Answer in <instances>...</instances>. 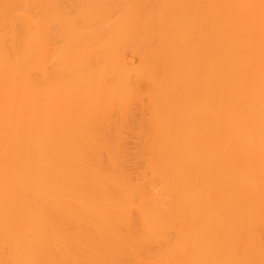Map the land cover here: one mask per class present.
<instances>
[{"label": "bare ground", "instance_id": "1", "mask_svg": "<svg viewBox=\"0 0 264 264\" xmlns=\"http://www.w3.org/2000/svg\"><path fill=\"white\" fill-rule=\"evenodd\" d=\"M163 1L0 0V252L9 264H121L118 256L125 252L140 256L144 239H165L156 258L149 249L153 264H264V146L255 149V134L243 137L233 129L231 143L227 132L211 129L208 172L221 183L218 195L210 194L206 203L195 205L197 225L192 231L184 217L171 215L170 178L183 149L178 145V121L175 132H165L162 126L179 84L183 85L179 77L188 76L184 61H180L184 67L175 68V57L181 26L194 12L190 3L196 10L198 0ZM263 2L238 1L235 20L240 38L230 40L227 30L216 35L209 54V76L228 70L233 85L229 108L240 112L251 128L255 121L264 130ZM253 3L255 21H245L252 16ZM219 11L212 4L210 14ZM250 24L258 27L247 34ZM54 38L59 39L56 47ZM138 40L148 42L146 54L164 67L153 96L161 102L156 120L158 137L165 144L153 148L157 151L152 159L156 181L137 186L98 161L106 142L95 141L88 125L96 106L109 109L114 103L123 107L128 103L129 79L136 71L122 64L115 70L114 85L105 83V74L113 69L121 47ZM191 51L195 55L192 46ZM37 67L43 72L41 86L33 73ZM147 67L150 76H157ZM53 76L59 82L57 88H53ZM220 87L219 81L209 89L212 116L217 106L227 105ZM71 91L84 102L79 119H72L69 111ZM203 126L199 121L198 135ZM243 145L248 148L240 151ZM109 185L115 186L117 197L96 199L97 193L109 192ZM200 186L193 191L195 195L201 192ZM181 191L188 194L190 189ZM68 204L118 211L139 206L143 235L130 233L125 241L115 234L112 255L90 248L83 254L82 244L70 245L65 232L49 228L47 219L52 215L37 213ZM172 229L177 232L174 238Z\"/></svg>", "mask_w": 264, "mask_h": 264}, {"label": "rangeland", "instance_id": "2", "mask_svg": "<svg viewBox=\"0 0 264 264\" xmlns=\"http://www.w3.org/2000/svg\"><path fill=\"white\" fill-rule=\"evenodd\" d=\"M167 1L169 0H164L163 4H167ZM238 1L240 0H198L196 10H194V3L191 2L190 8L194 11L193 15L186 24L181 26L182 37L177 46L175 58L178 63L175 68L184 67L180 64V61H184L183 64L186 68L189 67L188 76L179 77L183 85L180 83L176 90L175 97L166 112L167 116L162 128L165 132H175L176 121H178V129H180L178 145L183 149V154L176 168L177 171L170 178V188L173 192L171 198L174 202L171 215L175 218L184 217L190 231L197 222L195 205L198 202H200L199 204L206 203L210 194L218 195L221 186L218 180H215L216 182L212 180L208 172L210 162L207 161V153L210 146L209 134L211 129L221 133L227 132V138L231 143V139L234 140L235 135L229 136V133L233 129H236L238 134L243 137L253 133L258 139L255 149L259 151L264 146V130L254 121V118H252L254 124L251 128L249 121L243 118L240 112L229 108L233 103L228 97L233 86L229 71L224 69L214 77L213 75L209 76V54L212 51L211 48L216 35L227 30L228 33L231 32L229 34L230 40L236 41L240 38V33L237 31L238 23L235 20ZM212 4L220 7L219 13L214 16L210 14ZM251 8L252 16L245 21L251 19L255 21L256 5L253 3ZM257 27L256 24H250L246 26L245 31L247 34H251V32L256 31ZM262 30L264 35V29ZM143 40L130 44L131 46L128 48L123 45L116 54L113 66H111L113 69L106 71L105 74V83L114 85L117 83L115 70L120 68L122 64L136 71L129 79L128 103L125 107L114 103L109 109H101V107L96 109V106L93 108L88 125V127L90 126L89 135L95 141L103 140L106 142V149L101 152L98 161H101L105 168H113L114 173L119 178H127L133 185L137 186L156 181L152 169L156 165L152 159H154L157 151H154L153 148L156 144H165L163 139L158 137L159 125L156 120V108H158L157 105H161V102L153 96L156 81L163 76L164 67L161 66V63H155L152 54H146L145 50H148L149 44ZM58 42L59 39L54 38L53 46L56 47ZM191 46L194 47L195 55L191 51ZM55 57L50 63L51 72L54 71ZM147 65L151 67V70L156 71L157 76L149 75L150 71ZM33 73L38 77L39 85L44 84L41 79L43 77L42 69L37 67ZM223 74H226L224 79ZM219 81L227 105L217 106L216 113L212 116L210 106L213 95L209 93V89L211 84ZM58 84V80L53 76V88H57ZM198 86L201 88L198 89ZM68 95V107L73 115L72 119H79V108L83 106L84 102L73 91ZM155 101L157 102L155 103ZM162 107H165V104ZM179 111H182L181 117L177 118L176 115ZM199 121L204 125L203 130L199 131L200 135H198L197 129ZM164 140L166 142L165 138ZM238 148L240 151H244L248 146L243 145ZM83 183L85 186H91L86 181ZM199 185H201V192L195 195L193 191H196V187ZM156 187L159 190L162 189L161 184H157ZM184 188H188V192L190 189V192L188 194L182 193L181 190ZM108 190L107 194L97 193L96 199L102 197L110 200L115 199L117 197L115 186L109 185ZM157 196L162 197L160 194ZM68 197L71 201L74 199L72 195ZM136 200H140V197H137ZM193 205L194 207H192ZM37 213L52 215L47 219L51 224L49 228L65 232L70 245H73L74 242L82 244L83 254H86L85 248H90L103 252V255H112L114 254L112 243L115 234H119V237L124 238L125 241L128 240L126 236L130 233L137 236L143 235L139 206H133L128 211H118L113 207L88 206L86 208L68 204L64 207L51 208L48 211L39 210ZM120 215L125 218H120ZM121 219H124L122 225ZM7 223L9 224V222ZM170 234L174 238L177 235L176 229H172ZM164 246L165 239L149 242L148 239H144V248L142 247L139 257H133V253L127 252L118 257L121 258V264H153L148 258L149 249L154 250L156 254L154 258H156ZM71 252L69 250L68 254ZM0 264H9L7 260L2 258L1 252Z\"/></svg>", "mask_w": 264, "mask_h": 264}]
</instances>
